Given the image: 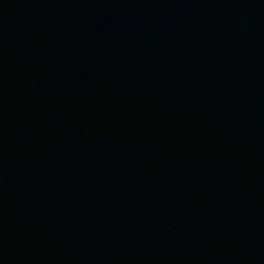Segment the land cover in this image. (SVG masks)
<instances>
[{
  "label": "water",
  "instance_id": "obj_1",
  "mask_svg": "<svg viewBox=\"0 0 264 264\" xmlns=\"http://www.w3.org/2000/svg\"><path fill=\"white\" fill-rule=\"evenodd\" d=\"M0 264H264V0H0Z\"/></svg>",
  "mask_w": 264,
  "mask_h": 264
}]
</instances>
